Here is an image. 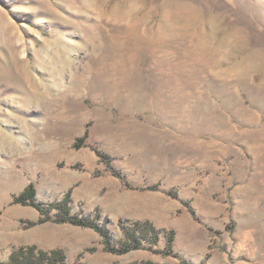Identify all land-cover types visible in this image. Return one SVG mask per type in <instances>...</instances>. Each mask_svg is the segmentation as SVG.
I'll use <instances>...</instances> for the list:
<instances>
[{
    "label": "rangeland",
    "instance_id": "obj_1",
    "mask_svg": "<svg viewBox=\"0 0 264 264\" xmlns=\"http://www.w3.org/2000/svg\"><path fill=\"white\" fill-rule=\"evenodd\" d=\"M30 184L50 220L15 202ZM68 193L115 247L136 222L158 231L111 252L54 221ZM30 246L65 264H264V0H0V264Z\"/></svg>",
    "mask_w": 264,
    "mask_h": 264
},
{
    "label": "trees",
    "instance_id": "obj_2",
    "mask_svg": "<svg viewBox=\"0 0 264 264\" xmlns=\"http://www.w3.org/2000/svg\"><path fill=\"white\" fill-rule=\"evenodd\" d=\"M84 138L79 139L77 145L80 146L82 142H84ZM101 159L107 164V166L111 169V171L118 177L123 178L124 176L121 172L114 169L112 165L111 158L106 153L102 152L101 150H96ZM127 185H129L127 183ZM157 187L156 185L154 186ZM15 202H21L25 204H32L34 207L40 210V212L45 216V218L41 219L40 222H44L50 220L51 216L48 214V210L42 206L36 200V188L33 184H30L28 188L22 192L20 195L15 197ZM50 208L58 209V215L54 221L56 222H66L71 223L74 225L84 226V227H91L97 230L104 239V244L107 250L111 252L117 253H127L131 250L137 249L140 247L142 241L139 239L140 235L148 236L151 234L157 233V228L154 224L150 221L145 222H136L134 223L133 228L126 230L125 235L127 240H125L124 244L121 247H115L112 244L109 230L107 229L106 225H99V213L96 214L93 218H86L79 215H73L71 209V194H67L63 200L52 202L50 204ZM194 215L195 212L192 211ZM123 228L126 229L124 225ZM174 234L171 233L168 236V244H167V251L165 254H174L173 247H174ZM130 241H134V243H130ZM158 237L155 236L153 238V243L157 244ZM158 252L157 250H155ZM163 252V251H159ZM66 254L62 249H55L52 251H45V250H37L36 246L30 247H20L18 250H15L10 258L9 261L5 264H65ZM138 264V263H136ZM151 264V263H150ZM183 264H189L188 262H183Z\"/></svg>",
    "mask_w": 264,
    "mask_h": 264
},
{
    "label": "bare ground",
    "instance_id": "obj_3",
    "mask_svg": "<svg viewBox=\"0 0 264 264\" xmlns=\"http://www.w3.org/2000/svg\"><path fill=\"white\" fill-rule=\"evenodd\" d=\"M10 180H11V179H10ZM10 180H9V181H7L5 184H8V185H9V184H10V182H11Z\"/></svg>",
    "mask_w": 264,
    "mask_h": 264
}]
</instances>
